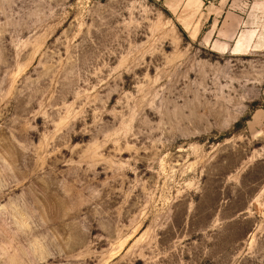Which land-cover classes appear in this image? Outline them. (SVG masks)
I'll list each match as a JSON object with an SVG mask.
<instances>
[{"label": "rangeland", "instance_id": "obj_1", "mask_svg": "<svg viewBox=\"0 0 264 264\" xmlns=\"http://www.w3.org/2000/svg\"><path fill=\"white\" fill-rule=\"evenodd\" d=\"M0 0V264H264V0Z\"/></svg>", "mask_w": 264, "mask_h": 264}, {"label": "crops", "instance_id": "obj_2", "mask_svg": "<svg viewBox=\"0 0 264 264\" xmlns=\"http://www.w3.org/2000/svg\"><path fill=\"white\" fill-rule=\"evenodd\" d=\"M154 1H159V0H154ZM202 1H205V0H181L180 6H183L181 8L187 7V8L192 9L196 7V3H201Z\"/></svg>", "mask_w": 264, "mask_h": 264}]
</instances>
